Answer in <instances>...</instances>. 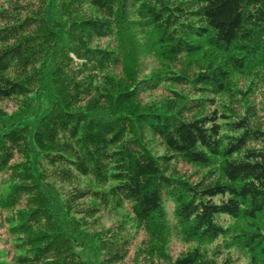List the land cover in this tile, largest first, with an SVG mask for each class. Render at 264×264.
I'll return each instance as SVG.
<instances>
[{
  "label": "trees",
  "instance_id": "trees-1",
  "mask_svg": "<svg viewBox=\"0 0 264 264\" xmlns=\"http://www.w3.org/2000/svg\"><path fill=\"white\" fill-rule=\"evenodd\" d=\"M7 100L0 264H264V0H0Z\"/></svg>",
  "mask_w": 264,
  "mask_h": 264
},
{
  "label": "rangeland",
  "instance_id": "rangeland-1",
  "mask_svg": "<svg viewBox=\"0 0 264 264\" xmlns=\"http://www.w3.org/2000/svg\"><path fill=\"white\" fill-rule=\"evenodd\" d=\"M105 41H104V43H105ZM149 62H150V60L147 63L149 64ZM145 66H146V69H147L148 65L145 64ZM146 69H145V71H148ZM163 91H164V88L161 87V88L157 89L156 91H153L151 94L150 93H145L144 96H143L144 97V100L147 101V100L156 99V98L159 97V95ZM0 105H1V107H3L4 109H6L7 111H11L15 107L14 101H11V100L0 101ZM158 150H159V152H161L162 151V148L161 147H158ZM179 166H181L183 169H188L189 168L188 166H184V165H181V164ZM82 181H84V179ZM93 187L94 188H101L98 185H93ZM125 211H126V208H122L117 213H113L112 215L104 216L102 218V220H101V222H102L101 224L104 225V226H108L112 222H116L117 223L118 222L117 221L118 219H125L126 217L123 215ZM126 223H128V224H126ZM126 223H125V225L127 227H129L128 225L130 224V221L127 220ZM139 237L140 236L138 235L137 240H139ZM185 248H186V244L178 241L176 238L173 237L170 240V249L169 250H170V253L173 256H176L179 252L183 251Z\"/></svg>",
  "mask_w": 264,
  "mask_h": 264
}]
</instances>
